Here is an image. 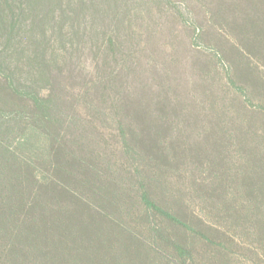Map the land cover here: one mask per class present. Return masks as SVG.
Returning a JSON list of instances; mask_svg holds the SVG:
<instances>
[{
	"label": "rangeland",
	"instance_id": "rangeland-1",
	"mask_svg": "<svg viewBox=\"0 0 264 264\" xmlns=\"http://www.w3.org/2000/svg\"><path fill=\"white\" fill-rule=\"evenodd\" d=\"M64 4L65 48L54 52L48 33L53 80L42 92L55 127L0 122V153L37 186L55 177L53 153H65L75 182L59 183L109 194L106 206L84 191L120 226L106 238L125 246L124 264H179L148 230L141 178L208 237L163 225L189 264H264V0Z\"/></svg>",
	"mask_w": 264,
	"mask_h": 264
},
{
	"label": "trees",
	"instance_id": "trees-1",
	"mask_svg": "<svg viewBox=\"0 0 264 264\" xmlns=\"http://www.w3.org/2000/svg\"><path fill=\"white\" fill-rule=\"evenodd\" d=\"M59 18L66 22L64 0H0L1 124L15 120L32 128L41 129L40 123L55 127L50 115L51 100L42 92L47 90L43 86L53 80L48 57H55L54 52L65 48L67 36ZM48 33L61 45L53 53ZM3 118L7 121H1ZM3 134L0 127V135ZM64 156L60 150L53 153L59 167L55 177L52 182L37 186L33 171L22 170L9 156L0 153V264H124L129 255L125 246L120 240L110 242L106 238L112 230L110 223H116L109 220L105 209H95L84 191L88 190L106 206L110 204L109 194L105 191L103 195L102 190L91 188L82 180L75 183L82 194L68 187L75 182V162L61 161ZM63 176L70 178L71 184L59 183ZM140 180L138 204L150 234L174 254L176 263L189 264L188 249L169 239L163 225L182 228L204 239L208 237L155 202L146 181ZM115 226L120 230L118 224Z\"/></svg>",
	"mask_w": 264,
	"mask_h": 264
}]
</instances>
